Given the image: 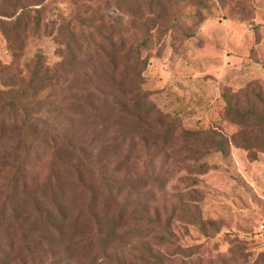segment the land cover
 Wrapping results in <instances>:
<instances>
[{"label": "rangeland", "instance_id": "374dc122", "mask_svg": "<svg viewBox=\"0 0 264 264\" xmlns=\"http://www.w3.org/2000/svg\"><path fill=\"white\" fill-rule=\"evenodd\" d=\"M39 52L43 107L0 99V264H264V151L224 110L264 98V0H0V87Z\"/></svg>", "mask_w": 264, "mask_h": 264}, {"label": "trees", "instance_id": "16d2710c", "mask_svg": "<svg viewBox=\"0 0 264 264\" xmlns=\"http://www.w3.org/2000/svg\"><path fill=\"white\" fill-rule=\"evenodd\" d=\"M132 6L129 10L130 13L137 15L139 8ZM24 8V7H23ZM163 14H160L161 16ZM16 21H11L13 24ZM62 61L56 63L61 64ZM57 67H50L45 65L41 53H38L37 60L32 68V75L30 82L27 85L16 84L0 87V99L3 104L9 107L10 111L17 113L22 109L27 110L29 113L38 111L43 107L41 103H37L36 106H31L28 108V99L35 97L37 91L45 86L51 81H57L59 75L54 72L52 74H47L49 70ZM44 71L43 75L41 73ZM18 73H16V76ZM37 79L39 83L37 85L33 84V80ZM34 88L31 94L27 93V88ZM236 94H239V91ZM226 115L229 119L240 125V130L235 132L233 135L234 143L241 146L247 150L256 149L264 151V98H259L254 100L249 106H241L238 102L231 103L226 102L224 108ZM185 132L192 135H203L210 143L217 149H223L226 144L230 143V140L224 136L223 133L216 131L214 128H199V129H186ZM252 157H254L252 155Z\"/></svg>", "mask_w": 264, "mask_h": 264}]
</instances>
